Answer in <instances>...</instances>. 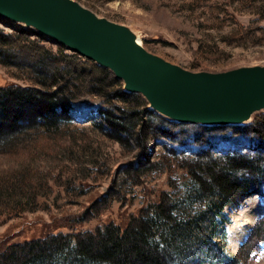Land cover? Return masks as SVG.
Here are the masks:
<instances>
[{
  "label": "rangeland",
  "instance_id": "1",
  "mask_svg": "<svg viewBox=\"0 0 264 264\" xmlns=\"http://www.w3.org/2000/svg\"><path fill=\"white\" fill-rule=\"evenodd\" d=\"M79 1L101 16L129 25L149 50L189 69L218 71L264 64V0ZM16 24L25 26L0 17V27L6 31H14ZM44 42L58 51L52 37ZM29 76L0 61V83H30ZM76 84L70 89L75 94L73 105L58 127H31L0 151V249L7 241L38 233L126 221L159 191L172 184L182 186L188 178L185 166L197 145L189 136L178 142L158 135L152 127L154 116L141 96L109 97L110 87L99 95L90 91L89 82ZM104 107L115 112L119 107L136 108V120L147 124L143 140L126 130L118 137L105 120ZM230 138L229 143H221L223 148H241L245 143L242 135ZM262 216L264 195L250 196L232 211L227 248L241 258L238 264H264V243L242 259V243ZM237 229L245 232L240 240L230 235ZM194 245L185 264L204 252ZM209 256L204 264H209Z\"/></svg>",
  "mask_w": 264,
  "mask_h": 264
},
{
  "label": "trees",
  "instance_id": "2",
  "mask_svg": "<svg viewBox=\"0 0 264 264\" xmlns=\"http://www.w3.org/2000/svg\"><path fill=\"white\" fill-rule=\"evenodd\" d=\"M46 37L27 25L16 24L14 31L0 27V61L30 74L31 80L0 83V151L31 127H58L73 105L75 94L70 89L78 81L89 82L90 91L99 95L110 87L109 97L141 96L154 116L152 127L158 135L178 142L189 136L197 145L185 166L188 178L182 186L172 184L159 191L126 221L7 241L0 249V264H185L190 250L196 249L193 243L204 252L192 264L207 263L209 255V264H238L241 258L227 248V225L232 211L248 197L264 195V112L239 124L177 121L149 107L140 92L126 90L110 68L59 42L53 52L44 42ZM118 109H101L115 134L121 137L126 130L143 140L147 124L136 120L138 110ZM232 135L245 138L241 148L221 146ZM178 240L185 245H175ZM263 243L264 216L242 243V259Z\"/></svg>",
  "mask_w": 264,
  "mask_h": 264
},
{
  "label": "water",
  "instance_id": "3",
  "mask_svg": "<svg viewBox=\"0 0 264 264\" xmlns=\"http://www.w3.org/2000/svg\"><path fill=\"white\" fill-rule=\"evenodd\" d=\"M0 16L22 22L110 68L148 106L183 122L239 124L264 109V64L192 70L149 50L125 23L79 0H0Z\"/></svg>",
  "mask_w": 264,
  "mask_h": 264
},
{
  "label": "crops",
  "instance_id": "4",
  "mask_svg": "<svg viewBox=\"0 0 264 264\" xmlns=\"http://www.w3.org/2000/svg\"><path fill=\"white\" fill-rule=\"evenodd\" d=\"M236 228H238V227H236ZM241 232H242V230L240 232H239V230L238 231L235 230V231H232L233 234H230V235H232L234 239L240 240L242 238L243 234L245 233V232H243V233H241Z\"/></svg>",
  "mask_w": 264,
  "mask_h": 264
},
{
  "label": "bare ground",
  "instance_id": "5",
  "mask_svg": "<svg viewBox=\"0 0 264 264\" xmlns=\"http://www.w3.org/2000/svg\"><path fill=\"white\" fill-rule=\"evenodd\" d=\"M137 38H138V41L139 42H142V40L137 36ZM257 213H258V210L256 211V213H255V217H256V215H257ZM251 220H253L252 218H250ZM254 221V220H253ZM251 222V221H250ZM251 225V224H250ZM248 227V226H247Z\"/></svg>",
  "mask_w": 264,
  "mask_h": 264
}]
</instances>
